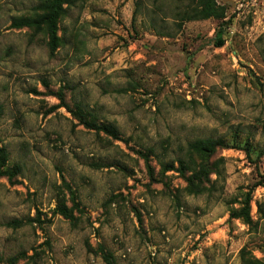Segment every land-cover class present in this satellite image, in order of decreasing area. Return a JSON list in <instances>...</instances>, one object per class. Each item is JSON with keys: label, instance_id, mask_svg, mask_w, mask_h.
Here are the masks:
<instances>
[{"label": "rangeland", "instance_id": "1", "mask_svg": "<svg viewBox=\"0 0 264 264\" xmlns=\"http://www.w3.org/2000/svg\"><path fill=\"white\" fill-rule=\"evenodd\" d=\"M41 1L0 0V147L17 170L0 177V264H106L100 245L114 264H264V0H215L222 21H182L188 0H76L54 55L45 31L11 27ZM238 135L200 189L162 175L189 142ZM256 183L248 226L231 212ZM69 189L74 221L56 213Z\"/></svg>", "mask_w": 264, "mask_h": 264}, {"label": "trees", "instance_id": "2", "mask_svg": "<svg viewBox=\"0 0 264 264\" xmlns=\"http://www.w3.org/2000/svg\"><path fill=\"white\" fill-rule=\"evenodd\" d=\"M76 0H43L37 6L33 8V15L27 17H20L16 19L11 27L15 29L27 28L34 30L36 32L45 31L48 36V47L50 54L54 55L60 46L61 38L59 37V23L62 16L66 12V6L72 5ZM188 8L181 17L182 21L191 20H208L215 19L222 21L226 17V10L224 7L217 4L215 0H188ZM224 30L222 28L217 31L214 43L217 48H221L225 44L223 39ZM57 98L60 100L61 105H65V97L62 92L56 94ZM2 107L0 106V114ZM73 112V111H72ZM73 115L78 117L81 124L85 125L91 130L97 132H105L112 137H116L115 130L106 125H98L91 120H87L84 111L77 107L73 112ZM234 145L241 143V139L238 138L231 139H197L195 141L189 142L186 146V157L185 159L177 160L178 167H175V163L166 164L162 167V175L171 171L178 172L186 181L189 190L200 189L203 187L204 183L209 180V174L212 168L215 166L212 163V157L215 155L216 151L220 148L225 149L231 147V142ZM9 161V156L4 147H0V177H7L12 179L17 170H10L7 167ZM147 166L151 169L148 161ZM213 171V170H212ZM262 185L261 183L254 184L252 190L246 193L245 199L242 202V207L238 210H233L231 215L235 219H241L246 225L252 226L253 220L251 217V203L253 200L254 190ZM72 194L73 207L67 206L64 198H60L57 203L56 213L63 216L65 219L74 221L76 219L74 215V208L77 207V202L74 199V194L72 190L69 189ZM99 253L106 264H114L113 256L108 252L102 245L99 246ZM17 261L16 257L10 258L9 263L15 264ZM243 261L247 264H263L258 259L243 257Z\"/></svg>", "mask_w": 264, "mask_h": 264}]
</instances>
